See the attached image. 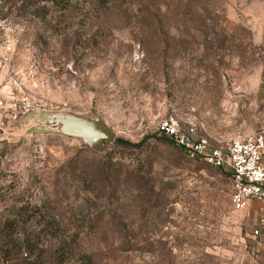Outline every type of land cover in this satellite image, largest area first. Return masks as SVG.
Returning <instances> with one entry per match:
<instances>
[{"label": "rangeland", "instance_id": "rangeland-1", "mask_svg": "<svg viewBox=\"0 0 264 264\" xmlns=\"http://www.w3.org/2000/svg\"><path fill=\"white\" fill-rule=\"evenodd\" d=\"M35 112L131 145L9 135ZM171 114L212 143L264 137V0H0V224L34 257L52 264L56 237L76 251L64 264H255L264 223L164 139Z\"/></svg>", "mask_w": 264, "mask_h": 264}, {"label": "built area", "instance_id": "built-area-1", "mask_svg": "<svg viewBox=\"0 0 264 264\" xmlns=\"http://www.w3.org/2000/svg\"><path fill=\"white\" fill-rule=\"evenodd\" d=\"M158 130L187 159L225 173L231 184L233 208L243 210L251 200H255L258 215L264 223V137L261 134L212 143L208 138L197 135L193 124L183 126L173 114L159 121Z\"/></svg>", "mask_w": 264, "mask_h": 264}, {"label": "water", "instance_id": "water-1", "mask_svg": "<svg viewBox=\"0 0 264 264\" xmlns=\"http://www.w3.org/2000/svg\"><path fill=\"white\" fill-rule=\"evenodd\" d=\"M55 134L79 140L93 153L104 154L106 146L115 141V134L96 117H82L65 112H35L24 117L10 136L27 131Z\"/></svg>", "mask_w": 264, "mask_h": 264}, {"label": "trees", "instance_id": "trees-1", "mask_svg": "<svg viewBox=\"0 0 264 264\" xmlns=\"http://www.w3.org/2000/svg\"><path fill=\"white\" fill-rule=\"evenodd\" d=\"M64 1L67 0H20L23 5H25L26 2L32 3V5L45 3L57 5ZM97 1L105 3L107 0ZM114 143L129 147L131 145L130 143L119 139H116ZM11 223L13 224V226H11L13 229L17 228L16 222L11 221ZM6 227L7 221L0 224V264H45L44 261L40 259V256L34 257V255H32L33 249L30 245L31 240L29 237L17 233L6 234ZM54 239L59 248L56 251L58 255L52 259V264H64L67 261L66 258L72 256L76 251H74L73 248H66L63 239L56 237ZM81 257H83L88 264L92 262L91 257L88 255L82 254Z\"/></svg>", "mask_w": 264, "mask_h": 264}, {"label": "crops", "instance_id": "crops-1", "mask_svg": "<svg viewBox=\"0 0 264 264\" xmlns=\"http://www.w3.org/2000/svg\"><path fill=\"white\" fill-rule=\"evenodd\" d=\"M247 207H248L247 210H250L252 213H256V215L259 217V215H258V203L255 200H251L248 203ZM261 228H263V227L261 226ZM254 242H255V244L253 246V249H251V251H252L253 256H254L255 264H264V235L262 236V234H260L257 237H255Z\"/></svg>", "mask_w": 264, "mask_h": 264}]
</instances>
